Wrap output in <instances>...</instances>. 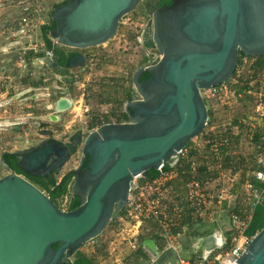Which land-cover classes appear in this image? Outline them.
<instances>
[{
	"label": "water",
	"instance_id": "1",
	"mask_svg": "<svg viewBox=\"0 0 264 264\" xmlns=\"http://www.w3.org/2000/svg\"><path fill=\"white\" fill-rule=\"evenodd\" d=\"M148 1L67 0L52 11L49 38L59 50L101 46L116 36L124 16ZM148 16L147 31L160 59L132 75L128 122L102 125L85 137L77 131L71 141L42 131L46 139L36 146L0 156L8 171L0 178V264H73L79 249L124 210L133 180L156 171L203 131L208 112L199 90L228 81L240 54L264 57V0H174ZM87 59L76 52L63 69L82 68ZM54 60L53 54L45 58L61 72ZM143 74L148 78L140 82ZM71 107L70 100L59 98L53 111ZM78 151V166L67 174L73 175L71 199L79 206L68 212L4 163V155H11L25 175L44 178ZM215 241L206 235L196 247L176 250L159 249L147 238L141 248L152 257L148 264H196ZM235 262L264 264V228Z\"/></svg>",
	"mask_w": 264,
	"mask_h": 264
},
{
	"label": "built area",
	"instance_id": "2",
	"mask_svg": "<svg viewBox=\"0 0 264 264\" xmlns=\"http://www.w3.org/2000/svg\"><path fill=\"white\" fill-rule=\"evenodd\" d=\"M159 59L160 55L147 64L156 63ZM199 95L206 106L208 117L203 131L189 141L192 147L187 144L166 164L160 166L156 170L155 178L148 180L144 176H138L133 180L124 214L120 217L126 228L111 232L113 236L124 233L132 249L135 248V239L143 225L148 222L156 225L157 236L163 243L162 249L173 247L176 250H183L178 240L182 236L180 229L182 230L186 221L195 225H217L221 222V215L224 213L221 210L222 204L226 201L230 203L234 197L231 193L232 175L226 176L219 170L222 154L230 157L251 150L255 161V170L251 171V176L257 183L264 184V57H240L228 81L217 87L199 90ZM234 110L242 114H235L233 119L224 120L222 131L214 133V128L218 125L215 121L216 113ZM93 118L95 117L88 116L86 122ZM97 119L100 126L112 123L103 117L98 116ZM237 137L238 143H233ZM190 150L194 152L193 156L190 155ZM78 163L79 159L74 161L75 168ZM201 167L205 168L206 173L219 171L215 178L210 176L204 179L200 174ZM175 181L181 182L180 189L175 186ZM72 184L73 178L68 192L60 198L66 207L56 206L62 212L69 211ZM178 191H182V194ZM242 191L246 210L227 213L226 234L211 233L216 240L215 248L204 252L202 259L196 264H237L235 261L247 252L254 236L246 237L243 233L250 221L254 205L262 200L261 194L260 198L257 197L254 186L247 181ZM107 228L108 226L105 230ZM105 230L82 247L89 243L100 247L97 239ZM131 232L132 235L129 236ZM203 237H199L197 241ZM197 241L191 248L196 247ZM109 262L121 264L122 259H119V255L112 256ZM99 264H106V260H100Z\"/></svg>",
	"mask_w": 264,
	"mask_h": 264
},
{
	"label": "rangeland",
	"instance_id": "3",
	"mask_svg": "<svg viewBox=\"0 0 264 264\" xmlns=\"http://www.w3.org/2000/svg\"><path fill=\"white\" fill-rule=\"evenodd\" d=\"M64 1L66 0H0V156L23 151L44 140L45 137L40 132L47 130L49 122L53 123L46 118L47 114L55 115L54 103L59 98H64L63 96H68L73 102L68 111L58 114L62 117L60 123L63 125L74 121L65 130L66 134L73 136L77 131H82L85 126L83 122L87 121V118L84 119L83 108L79 107L77 101L80 94L83 93L85 85L90 84L95 77V72L92 70L93 66L87 63L85 67L88 66L90 69L86 67L77 78L74 71L76 69L68 70L67 75H65L66 72L55 71L45 62V58L49 57L47 55L50 52L45 49L41 39V27L50 23V17L56 8L55 6H59ZM147 13L149 12H145L144 5L138 4L133 12L120 20L118 26V34L123 33L127 34V37H131L133 42H136V49L134 50L133 47L129 49V46L126 45L125 50L117 52V55L120 54V58L116 56L115 58L118 62L125 60L132 70L141 65H147L149 57L157 59L159 56L153 44L150 47H144L142 42L139 43L135 40L137 37L141 41L142 35L148 33L146 27H148L147 24L150 19L148 15L150 13ZM97 49L100 48L93 47L81 51L61 48L64 53L68 51L96 52ZM30 52L34 55L44 53V57L26 60L25 57ZM130 78L129 75V83ZM235 114L242 113L237 110L232 112L218 111L215 120L219 122L214 128V133L221 132L223 121L233 119ZM79 157L80 152H75L68 163L59 172L53 174V179L59 182L68 171L75 168L74 161L77 162ZM7 174L8 171L0 163V178ZM256 195L260 198V193ZM56 206L66 207V204H64L63 199H58ZM146 226L152 227L151 223L146 224ZM123 227L126 228L125 223L120 221L118 214L110 222L104 234L97 239L100 241V247L89 243L82 249L80 248L78 252L83 254L94 251L96 254L95 264H99L102 259L106 260V264H110L109 259L117 255H119V259L130 256L131 258L126 260V264L134 263L136 261L134 254L141 247L142 239H140L141 236H139L140 238L134 236V239L136 238L135 248L132 249L129 247L128 237L126 238L124 233L118 236L111 235L114 229L120 231ZM204 228L206 227L204 226ZM131 235L132 232L129 233V236ZM145 235L146 233L143 232L142 237ZM198 238L185 235L178 242L184 250L191 248ZM113 240L115 241L112 242ZM151 259L152 257L147 254V260L139 263L148 264ZM121 264H124V260Z\"/></svg>",
	"mask_w": 264,
	"mask_h": 264
},
{
	"label": "crops",
	"instance_id": "4",
	"mask_svg": "<svg viewBox=\"0 0 264 264\" xmlns=\"http://www.w3.org/2000/svg\"><path fill=\"white\" fill-rule=\"evenodd\" d=\"M135 40L139 43L140 42L143 43V38L141 41H139V39H137L136 37ZM126 45L129 46L128 47L129 49L131 47H133L134 50L136 49V42H133V39H131V37H127V34H123V33L119 35L117 31V34L114 37V39H111L109 42L97 47L100 49H97L96 52L89 51L83 53L88 58L86 64L89 63L90 66H93L92 70L95 72L94 79L91 81L90 84L85 85V89H83V93L80 94L79 99L77 101L79 103V107L83 108L84 119L87 118L88 116L95 117L92 119V121L83 122L84 123L83 125H85L83 130L81 131L83 133V137H85L89 132L95 130L100 126V123L97 119L98 116L103 117L106 121L109 120L112 123L128 122V118H127L128 116L125 112V105L129 101H131L132 98L135 96L132 86V75L142 65L132 70L130 65H128L125 62V60H123V62L116 61L115 56L117 58H120L119 57L120 54L117 55V52H120L119 50L121 51L125 50L124 47ZM86 67L88 68V66ZM86 67L84 66L82 68H76V70H74L75 77L77 78V76H80L81 73L84 72ZM88 69H90V67ZM129 75L131 77L130 83L128 80ZM81 86L83 85L81 84ZM63 97L70 100V102L73 104L71 98H69L68 96H63ZM55 115L57 116L58 121L53 123L49 122L47 130L45 131L51 132V138L53 140L62 141L66 136H68L65 130L68 129L69 124H72L74 121L69 122L67 125H63L62 123H60L62 121V117L59 116L58 114ZM50 116H51L50 114H47L46 118L49 119ZM216 122L218 123L219 121ZM238 141H239V137L235 138L233 143H238ZM188 147H192L191 142H188ZM236 149H238V147H236ZM190 155L191 156L194 155V152L192 150H190ZM219 170H221L222 173L226 176L232 175V177L230 176L231 179L233 180V185H232L233 189L231 193L234 196L230 203L226 201L222 204L221 210L227 213L232 211L241 212L246 210V207L244 206L242 201L243 185L246 183V181L251 183L252 185L254 182L256 183V181L251 176V171L255 170V161H254L253 152L251 150L244 152L242 151V153L230 157L229 156L225 157L222 154V165H221V169ZM219 170H216L213 173H206L205 168L201 167L200 174L204 179H207L210 176L212 178H215ZM174 184L178 189H180L181 182L175 181ZM255 191L256 194L260 193L256 189ZM178 193L182 194V191H178ZM227 213H223L221 215V222L217 225L199 224V226H197L195 224H192L190 221L189 222L186 221L182 227V230L180 229L182 233L181 238L183 239L185 235H192L193 237H195L194 235H196V233H199L198 237L210 235L211 233L214 232L215 233L218 232L220 234H226V230L228 226ZM150 223L152 227H147L146 225H143L142 231L139 233L138 237L139 236L142 237L143 232L146 233L145 236H149V235L157 236L156 225L153 222ZM204 226L206 228H204ZM146 230L148 231L146 232ZM159 243L163 245L161 241ZM94 253L95 252L92 251L89 253L85 252L83 254L84 255L88 254L87 256L95 257L96 254ZM130 258H131L130 256L129 257L127 256L126 258L124 257L122 261L124 260V264H126V260H129ZM131 264H135V263L132 262Z\"/></svg>",
	"mask_w": 264,
	"mask_h": 264
},
{
	"label": "trees",
	"instance_id": "5",
	"mask_svg": "<svg viewBox=\"0 0 264 264\" xmlns=\"http://www.w3.org/2000/svg\"><path fill=\"white\" fill-rule=\"evenodd\" d=\"M173 1L174 0H160L158 6L166 7V6L171 5V3ZM65 2H67V0L64 1L63 3H65ZM63 3H61V4H63ZM61 4H59V5H61ZM57 6H55V7H57ZM53 27H54V24L51 21L48 25L42 26L41 27V39H42V42L45 46V49L47 51H49L50 53H52L54 55V57H56V56L59 57L60 60L58 61V63H59V66L61 67L62 64L66 65L68 63V61L73 56V54L66 55L61 49L60 50L57 49V47L52 44V41L50 40L48 34L53 29ZM43 57H44V53L34 55L33 53L30 52L28 54V56L25 58H26V60H29L32 58L33 59H41ZM240 57H242L241 54L239 55L238 59ZM147 78H148V75L143 74L140 77V82H144ZM255 139L257 140V137ZM4 163L7 164L11 170H14V172L16 174L22 175L30 183H32L34 186H36L40 191L46 193V195L50 198V200L55 205H56V201L58 199H60L64 195H66V193L68 192V187L71 184L72 178H73L72 174H66L61 178V180L59 182H57L55 179H53V177H52L53 174L50 177H44V178L31 177V176L25 175L20 169L17 168L16 164L13 161V157L11 155H4ZM86 163H87V161L85 162L84 166L86 165ZM156 175H157L156 171L150 170V171H148L145 178L148 180H151V179L155 178ZM253 186L262 195V193L264 192V184L254 182ZM78 206H79L78 200L77 199H74V200L71 199L69 201L68 210L72 211V210L76 209ZM123 214H124V211L120 212L119 216L121 217V216H123ZM148 223H150V222H148ZM263 228H264V201H258L252 209L250 221L248 222V225H247L246 229L244 230L243 235L246 237H253L256 233H258ZM198 235H199V233H196V235H194V236L197 238ZM146 238H151L152 240H154L156 242L157 246L159 247V249H162V248H160V247H162V244L159 243L160 239L158 238V236L149 235V236H145V237L143 236L140 239L144 240ZM134 257L136 260L134 262L135 264H140L139 263L140 261H146L147 260V254L141 247L135 251ZM137 260H139V261H137ZM73 264H95V257L94 256H87V255H84V254L77 252L74 256Z\"/></svg>",
	"mask_w": 264,
	"mask_h": 264
},
{
	"label": "flooded vegetation",
	"instance_id": "6",
	"mask_svg": "<svg viewBox=\"0 0 264 264\" xmlns=\"http://www.w3.org/2000/svg\"><path fill=\"white\" fill-rule=\"evenodd\" d=\"M159 2H160V0H149L145 5H144V10H145V12H149V13H151V12H153L155 9H157V8H159V7H162V6H158V4H159ZM149 13H147V14H149ZM142 37H143V46L144 47H150L151 46V41H150V35H149V33H146V34H144V35H142ZM74 53H76V52H67V53H65L66 55H68V54H73L74 55ZM60 59H59V57L58 56H56L55 57V60H54V63L55 64H58V66H59V63H58V61H59ZM65 66V64H62V66L60 67L59 66V68H61V71H63L64 73H65V75H67L68 73V70H64L63 69V67ZM74 136V135H73ZM73 136H67V141H71L72 139H73ZM66 141V140H65ZM13 161H14V163L16 164V160L13 158ZM74 200V199H73ZM261 200L262 201H264V192L262 193V195H261ZM74 260V259H73Z\"/></svg>",
	"mask_w": 264,
	"mask_h": 264
},
{
	"label": "bare ground",
	"instance_id": "7",
	"mask_svg": "<svg viewBox=\"0 0 264 264\" xmlns=\"http://www.w3.org/2000/svg\"><path fill=\"white\" fill-rule=\"evenodd\" d=\"M147 28V27H146ZM188 261L187 260H183V261H181L180 263L182 264V263H187Z\"/></svg>",
	"mask_w": 264,
	"mask_h": 264
}]
</instances>
